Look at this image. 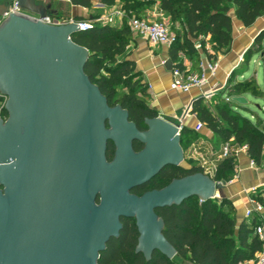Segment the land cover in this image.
<instances>
[{
	"label": "water",
	"instance_id": "obj_1",
	"mask_svg": "<svg viewBox=\"0 0 264 264\" xmlns=\"http://www.w3.org/2000/svg\"><path fill=\"white\" fill-rule=\"evenodd\" d=\"M23 12L4 17L13 2ZM0 264H97L121 220H134L135 253L172 259L156 210L197 197L216 199L221 183L196 173L141 196L132 190L164 167H181L182 121L145 119L140 132L120 106L110 107L84 73L88 51L70 36L74 20L45 24L49 5L0 0ZM37 17V18H36ZM264 59V56H263ZM172 71L170 60L163 64ZM231 102L244 106L243 96ZM142 145L135 152L133 142ZM114 146L106 159L107 143Z\"/></svg>",
	"mask_w": 264,
	"mask_h": 264
},
{
	"label": "trees",
	"instance_id": "obj_2",
	"mask_svg": "<svg viewBox=\"0 0 264 264\" xmlns=\"http://www.w3.org/2000/svg\"><path fill=\"white\" fill-rule=\"evenodd\" d=\"M117 0H71L74 5L88 8L96 2L111 6ZM126 15L138 14L141 6L136 0H122ZM146 5L159 3V10L167 17L174 40L170 45V58L173 68L184 74L189 72L182 66L178 53L190 55L196 53L195 45L208 59L215 58L217 52L227 50L232 41L231 9L240 24L248 28L264 15V0H144ZM139 11V10H138ZM140 18L139 16H135ZM86 30L73 33L70 39L88 51L84 73L90 82L96 85L110 107L120 106L128 113V120L138 129H145V119L156 117V112L146 103V83L139 79L135 66L128 59L127 46L132 33L127 26L117 28L110 24L92 22ZM79 21H85L79 19ZM178 25V27H176ZM264 40V31L255 38V51L248 49L243 62H249L254 54H262L260 45ZM205 43L211 45L207 52ZM196 70H199L197 67ZM234 92L229 97L250 96L264 99V90L256 81L245 80L233 85ZM227 89L224 88V92ZM2 97L0 96V103ZM240 107L231 101L220 98L213 105L214 114L203 100L192 105L197 121L203 123L221 142L231 138L238 147H244L245 153L255 166H264V121L258 124L250 121L237 110ZM2 109L6 119L7 113ZM198 133L193 129H183L180 133V146L190 145ZM135 152L141 149L137 142L132 144ZM114 146L107 143L106 159L111 161ZM235 155L217 163L213 181L225 184L232 180ZM197 164L188 160L186 167H167L159 177L173 179L202 173ZM142 188L132 190L139 195ZM255 195V194H253ZM256 196V195H255ZM258 197V196H256ZM163 221V236L174 248L176 255L192 264H238L251 260L262 248L255 235V221L249 227L246 221L237 224L235 210L225 198L218 201L209 199L200 201L191 197L179 205L156 210ZM122 228L117 238L110 239L105 250L99 254L97 264H174L172 259L153 253L146 261L141 253H135L138 233L134 220H121Z\"/></svg>",
	"mask_w": 264,
	"mask_h": 264
},
{
	"label": "crops",
	"instance_id": "obj_3",
	"mask_svg": "<svg viewBox=\"0 0 264 264\" xmlns=\"http://www.w3.org/2000/svg\"><path fill=\"white\" fill-rule=\"evenodd\" d=\"M35 1L40 5L50 6L51 14L49 18L54 24H67L72 20L79 21V19L91 22V19L94 18L92 22L108 23L117 28L127 26V15L122 0H117L111 6L94 2L88 8L74 5L71 0ZM136 1L141 4L139 9L136 10L138 14L128 15L153 21L161 12L158 2L146 5L144 0ZM1 4L2 2H0ZM230 14L232 19V41L227 50L217 52L215 58L212 59H208L200 49H197L195 54L190 55L178 53V59L182 61V66L189 73L200 74L207 62L217 63V69L214 73L204 71L206 83L199 88L192 89L188 94L170 90L171 72L166 71L163 66L165 61H171L170 46L163 45L152 48L143 38L132 34V40L127 46L128 59L134 63L139 79L146 83V103L156 112L158 117L173 124L180 123L191 100L201 97L209 91H215V94L210 100L203 99V104L208 105L209 110L214 114L213 105L217 104L220 98L229 97L228 92H224V88L230 73L240 64L245 52L253 44L257 33L264 30V15L258 18L252 26L245 28L234 17L233 9H231ZM204 48L207 52H211L210 44L205 43ZM251 61L252 63H259L260 61L264 65L262 54L259 53L254 54ZM197 67L199 70H196ZM195 121L196 118L191 107L188 115L183 120V124L193 129ZM232 140L231 138L229 142ZM223 143L215 138L212 132H204L201 138L190 144L186 158L189 161L195 160L197 154H201L206 159V167H210L212 164L217 165L221 161L218 159V155ZM196 146L200 148L198 152L195 150ZM249 161L250 159L245 151L240 149L235 154L232 180L222 184L223 189L216 192L215 195L219 199L225 198L231 203L235 210L237 224L246 221L250 227L255 221V226L262 227L264 233V199L259 196L256 197L250 192L252 188L264 190V166L254 165L250 167ZM197 165L199 166V163Z\"/></svg>",
	"mask_w": 264,
	"mask_h": 264
},
{
	"label": "built area",
	"instance_id": "obj_4",
	"mask_svg": "<svg viewBox=\"0 0 264 264\" xmlns=\"http://www.w3.org/2000/svg\"><path fill=\"white\" fill-rule=\"evenodd\" d=\"M10 13L12 14H21L23 13L19 8L17 3L14 1L4 17H7ZM37 18V17H36ZM42 23L52 25L54 24L50 18L41 19ZM76 25L79 26V30H86L90 28L91 23L89 21H74ZM126 25L130 32L134 35H137L143 38L152 48L157 46H170L174 40V36L171 32V28L169 25V21L167 17L160 12L156 19L153 21H149L143 18H137L133 15H128L126 17ZM196 49H200V46L195 45ZM217 69L216 62H207L205 67L202 69L203 72L200 74L197 73H188L184 74L178 69L173 68L171 71L172 80L170 83V90L176 91L182 94H188L192 89L199 88L203 84L206 83V77L204 75V71H208L210 73H214ZM215 94V91H209L203 95V99L210 100ZM1 97H4L0 94ZM5 98V97H4ZM6 99V98H5ZM225 102L231 101L229 97L224 98ZM2 107L0 106V119L5 120L2 115ZM204 128L203 123L199 121H195L193 126V130L196 133H200ZM244 150V147H233L231 142L226 141L221 145L220 153L218 155V159L224 160L230 157L231 155H235L239 150ZM207 163L204 158H201L199 163L200 168L203 171V174L208 175L212 178L217 170V166L215 164L210 165V167H206ZM250 167L254 166L252 160L249 161ZM250 192L255 194L256 196L264 199V190L259 188H252ZM255 235L258 237L259 241L262 243L261 250L255 254L254 258L249 260L248 262H240L238 264H264V233L262 227L255 228Z\"/></svg>",
	"mask_w": 264,
	"mask_h": 264
},
{
	"label": "rangeland",
	"instance_id": "obj_5",
	"mask_svg": "<svg viewBox=\"0 0 264 264\" xmlns=\"http://www.w3.org/2000/svg\"><path fill=\"white\" fill-rule=\"evenodd\" d=\"M170 25V23H169ZM176 27H178V25H176ZM171 28V25H170ZM264 31V30H263ZM172 32V29H171ZM262 31H260L259 33H257V35L255 36V38H257L259 36V34ZM173 34V32H172ZM254 43V42H253ZM262 51L264 52V40L261 42L260 45ZM250 50L255 51L257 49V46L251 44V46L249 47ZM244 59H242V61L240 62V64L235 68V70H233L228 79L227 82L225 84V88L227 89L228 95L233 93V85L235 83L238 82H243L246 79L247 80H252V81H256L261 89L264 90V65L262 62L259 61L256 63H252V61L250 60L248 63L247 62H243ZM248 103L244 106H240L237 107V110L240 114L246 116L250 121H252L253 123L258 124L259 121H264V99H257V98H252L250 96H243ZM5 98L2 97V101L0 103V106L4 105L5 103ZM206 132L209 133L210 131L204 127V130L201 131L200 133L196 134L197 138L193 141L192 143H195L199 138H201V135ZM215 137V136H214ZM216 138V137H215ZM231 145L233 147H236L237 145L234 143V141H231ZM190 145L188 144H183L182 145V151H183V162H182V166L186 167L188 165V159L186 158L187 155V151L189 149ZM195 150H200L199 147H195ZM197 158L194 160H190L192 163L194 164H198L201 161V158L203 157L201 154H197L196 156ZM204 160L206 161V159L204 158ZM203 173V172H202ZM216 200H219V197L216 196ZM172 262L174 264H192L191 262L175 255L172 258Z\"/></svg>",
	"mask_w": 264,
	"mask_h": 264
},
{
	"label": "flooded vegetation",
	"instance_id": "obj_6",
	"mask_svg": "<svg viewBox=\"0 0 264 264\" xmlns=\"http://www.w3.org/2000/svg\"><path fill=\"white\" fill-rule=\"evenodd\" d=\"M140 132H143L146 130L145 129H138ZM136 142V141H135ZM134 143V142H133ZM138 143V142H137ZM141 145V144H140ZM141 149H142V145H141ZM140 149V150H141ZM167 167L169 166H166L164 167L155 177H153L151 180H149L147 183L143 184L142 186H140V188H142V191L139 195L137 196H141L142 194H144L145 192H148V191H152V190H160L162 188H164L165 186H167L171 181L169 178H167L166 176L161 178L159 177L160 173L162 171H164ZM139 188V187H138ZM136 195V194H135Z\"/></svg>",
	"mask_w": 264,
	"mask_h": 264
}]
</instances>
